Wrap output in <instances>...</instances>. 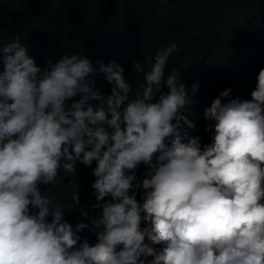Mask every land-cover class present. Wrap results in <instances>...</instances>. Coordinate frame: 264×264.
<instances>
[{
    "label": "clouds",
    "instance_id": "clouds-1",
    "mask_svg": "<svg viewBox=\"0 0 264 264\" xmlns=\"http://www.w3.org/2000/svg\"><path fill=\"white\" fill-rule=\"evenodd\" d=\"M177 50L133 63L145 83L129 100L119 64L97 69L74 53L42 70L19 36L0 48V264H264V68L251 100L229 88L204 109L213 134L202 144L182 135L196 125L179 70L165 80ZM96 74L110 95L94 90ZM94 161L91 208L101 211L81 210L92 227L74 228L40 185L63 169L79 206L76 164Z\"/></svg>",
    "mask_w": 264,
    "mask_h": 264
},
{
    "label": "trees",
    "instance_id": "trees-1",
    "mask_svg": "<svg viewBox=\"0 0 264 264\" xmlns=\"http://www.w3.org/2000/svg\"><path fill=\"white\" fill-rule=\"evenodd\" d=\"M17 36L42 70L48 60L55 63L74 53L88 58L97 69L98 62L119 64L131 87L129 100L145 83L143 73L133 71V63L143 65L157 49L175 42L178 50L169 58L165 80L179 70L191 101L184 115L196 125L191 129L182 124V135L199 136L205 144L213 133L205 131L209 122L203 112L222 91L231 88L233 99H252L256 78L264 68V0H0V48ZM90 79L96 81L94 90L111 94L104 74ZM90 103L98 106L100 101ZM95 166V161L91 168L76 164L79 206L72 201V175L63 169L55 185H40L41 194L59 202L63 220L74 228L81 221L92 227L81 210L90 216L101 211L91 208L96 203L91 174ZM144 169L141 165L138 175ZM79 235L91 244L96 242V233L89 229Z\"/></svg>",
    "mask_w": 264,
    "mask_h": 264
}]
</instances>
